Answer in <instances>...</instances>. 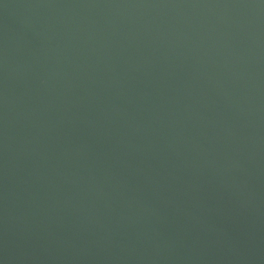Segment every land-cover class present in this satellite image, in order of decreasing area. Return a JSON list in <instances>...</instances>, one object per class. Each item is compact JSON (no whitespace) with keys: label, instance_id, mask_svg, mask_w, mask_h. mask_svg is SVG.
Returning a JSON list of instances; mask_svg holds the SVG:
<instances>
[{"label":"water","instance_id":"1","mask_svg":"<svg viewBox=\"0 0 264 264\" xmlns=\"http://www.w3.org/2000/svg\"><path fill=\"white\" fill-rule=\"evenodd\" d=\"M0 264H264V0H0Z\"/></svg>","mask_w":264,"mask_h":264}]
</instances>
